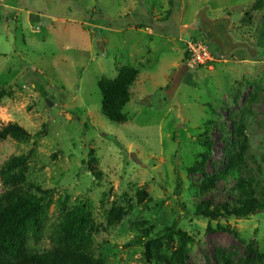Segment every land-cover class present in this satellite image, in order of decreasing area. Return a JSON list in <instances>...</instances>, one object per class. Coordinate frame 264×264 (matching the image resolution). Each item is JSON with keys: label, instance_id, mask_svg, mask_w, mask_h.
<instances>
[{"label": "rangeland", "instance_id": "1", "mask_svg": "<svg viewBox=\"0 0 264 264\" xmlns=\"http://www.w3.org/2000/svg\"><path fill=\"white\" fill-rule=\"evenodd\" d=\"M201 25L222 26L219 44ZM189 41L207 42L214 61L185 60ZM123 66L138 76L112 123L97 82ZM0 90V126L45 127L0 142V170L25 157L26 180L50 192L49 224L86 205L105 264H158L147 245L169 259L177 230L194 239L185 264H264V213L193 216L205 200L264 201V0H0ZM238 158L246 168L232 178Z\"/></svg>", "mask_w": 264, "mask_h": 264}, {"label": "trees", "instance_id": "2", "mask_svg": "<svg viewBox=\"0 0 264 264\" xmlns=\"http://www.w3.org/2000/svg\"><path fill=\"white\" fill-rule=\"evenodd\" d=\"M204 26L201 25L198 31L206 35L209 41L214 40L219 44L220 33H223L222 26L214 28V31ZM203 43L207 44L205 41ZM211 54L215 58L214 53ZM185 60L189 61L187 50ZM137 76L136 69L123 66L114 79L98 80L97 89L101 95V104L110 122L125 121L123 109L131 100V88ZM7 95L5 90H0V104ZM44 134V126L36 134H30L15 122L0 126V142L6 139L29 140ZM205 146L207 152L201 155L200 171L204 170L212 147L210 143ZM243 162L242 158H238L235 169H229L228 175L236 178L244 166ZM25 172L26 159L22 155L8 158L0 170V182L4 188L0 193V264H105V259L97 256L93 247L92 218L88 207L75 205L63 214L57 223L49 224L42 203L50 192L42 191L27 181ZM90 172L93 176L97 175L93 170ZM252 183L253 180L246 179L242 186L250 190ZM205 186L209 188L212 183L208 182ZM258 213H264V201L246 193L238 199L235 206L228 203L213 204L211 200L202 201L196 205L193 216L218 224L222 220L244 219ZM207 230H210L209 227ZM174 234L177 237V245L169 259L157 250L151 251L147 245V260H154L158 264H185L188 246L194 239L182 230H177ZM42 242L48 247L42 248ZM222 264L234 263L225 256Z\"/></svg>", "mask_w": 264, "mask_h": 264}, {"label": "built area", "instance_id": "3", "mask_svg": "<svg viewBox=\"0 0 264 264\" xmlns=\"http://www.w3.org/2000/svg\"><path fill=\"white\" fill-rule=\"evenodd\" d=\"M186 50L189 54V62L196 66H204L214 61L208 46L203 42L189 41L186 46Z\"/></svg>", "mask_w": 264, "mask_h": 264}]
</instances>
